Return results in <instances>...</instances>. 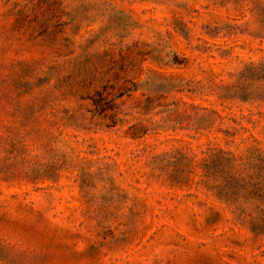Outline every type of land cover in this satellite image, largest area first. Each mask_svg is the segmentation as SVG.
<instances>
[{"label": "rangeland", "instance_id": "rangeland-1", "mask_svg": "<svg viewBox=\"0 0 264 264\" xmlns=\"http://www.w3.org/2000/svg\"><path fill=\"white\" fill-rule=\"evenodd\" d=\"M0 264H264V0H0Z\"/></svg>", "mask_w": 264, "mask_h": 264}, {"label": "trees", "instance_id": "trees-1", "mask_svg": "<svg viewBox=\"0 0 264 264\" xmlns=\"http://www.w3.org/2000/svg\"><path fill=\"white\" fill-rule=\"evenodd\" d=\"M221 118L223 119L222 116ZM233 120L236 123L242 125V122H239L236 119H233ZM230 154H231L230 156L211 155V161L213 164H215V167L217 169L226 171L228 174V177H230L229 184H234L233 176L240 177L245 172V169L241 167L243 165L244 158L232 152H230ZM204 160H207V159H203L202 161ZM202 161H200L199 163H202ZM217 194L219 198H222V195H219L221 193H217Z\"/></svg>", "mask_w": 264, "mask_h": 264}]
</instances>
